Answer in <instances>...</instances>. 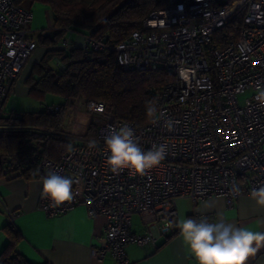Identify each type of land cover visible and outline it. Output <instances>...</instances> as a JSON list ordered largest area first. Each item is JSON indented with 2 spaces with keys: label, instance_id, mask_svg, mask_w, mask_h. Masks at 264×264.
I'll list each match as a JSON object with an SVG mask.
<instances>
[{
  "label": "built area",
  "instance_id": "obj_1",
  "mask_svg": "<svg viewBox=\"0 0 264 264\" xmlns=\"http://www.w3.org/2000/svg\"><path fill=\"white\" fill-rule=\"evenodd\" d=\"M241 11L245 14L238 39L209 55L213 33ZM32 19V10L15 0H0V115L38 46L29 26ZM62 45L72 42L64 38ZM82 48L86 54L90 48L112 50L116 64L125 70L162 68L173 74L156 93L157 123L121 120L106 102L89 99L77 105L84 104L90 121L98 126L97 146L89 149V141L80 142L59 159L45 155L38 160L39 177L55 172L77 181L74 199L60 206L52 207L41 195L42 210L57 216L84 205L91 217H106L105 234L92 245L93 256L111 255L116 264H134L126 253L129 244L157 245L154 234L133 231L134 214L144 225L166 232L165 224L178 215L181 196L195 203L223 196L233 205L264 186V106L256 99L257 89L264 88V0H166L124 40L107 45L85 34ZM56 66L63 69L61 60ZM181 67L192 69L188 81L181 80ZM168 118L173 121L171 131L164 126ZM125 124L135 130L144 150L154 144L167 146L165 160L145 175L128 170L116 174L107 167L105 137ZM24 170L16 156L8 157L3 177L21 176ZM234 184L241 189L239 196L230 192ZM0 208L7 209L1 196Z\"/></svg>",
  "mask_w": 264,
  "mask_h": 264
},
{
  "label": "trees",
  "instance_id": "obj_2",
  "mask_svg": "<svg viewBox=\"0 0 264 264\" xmlns=\"http://www.w3.org/2000/svg\"><path fill=\"white\" fill-rule=\"evenodd\" d=\"M15 2L20 6L41 2L52 11L55 38L46 36V30L40 33L37 43L45 46L46 51L32 66L27 82L30 94L36 98L44 101L48 94H54L63 100L58 104H47L39 111L17 112L16 116L0 115V121L20 125L19 130L0 135V176H3L5 160L16 156L25 168L21 176L39 177L37 163L40 157L47 155L59 159L74 145L94 139L98 131L94 122L81 134H74L65 128L67 111L86 100L106 102L121 120L133 121L138 125H146L151 121L146 115L147 103H155L157 91L173 78L171 72L162 68L125 70L116 64L115 53L110 49L96 51L90 48L86 54L81 46L72 44L65 47L60 41L68 32L77 31L92 35L107 45L118 43L134 30L140 29L151 12L162 8L166 0ZM244 14L243 11L235 14L213 33L207 47L209 55L214 49L223 48L230 41L238 39ZM58 59L63 69L56 66ZM75 139L77 142L73 143ZM12 232L7 247L0 255V264H31L16 249L18 230L12 227Z\"/></svg>",
  "mask_w": 264,
  "mask_h": 264
},
{
  "label": "crops",
  "instance_id": "obj_3",
  "mask_svg": "<svg viewBox=\"0 0 264 264\" xmlns=\"http://www.w3.org/2000/svg\"><path fill=\"white\" fill-rule=\"evenodd\" d=\"M23 7L33 12L29 26L34 31L32 34L34 40H38L42 31L54 30V17L47 4L33 3ZM68 34L70 35L68 39L73 45L83 47L84 33L70 31ZM30 57L9 91L2 116L39 111L47 104L62 102L60 97L50 99V94L44 101L30 94L27 80L32 66L41 59H35L34 62L33 56ZM12 94L16 96L13 105L9 107ZM19 129L20 125L14 122L0 121V135ZM41 195V177L17 176L7 179L0 176V196L7 206V209L0 208V255L7 247L14 227L19 232L16 249L31 264H116L111 255L103 259L92 255V245L99 243L105 234L104 215L91 217L87 207L79 205L68 213L50 216L40 207ZM205 201L211 202L212 206L204 209ZM177 210L178 215L174 221L180 217L197 219L207 216L210 222H215L222 215L226 221L237 226L247 227L253 231H264V225L259 223L264 220V207L257 206L249 196L238 198L233 205L228 204L223 196L214 195L196 203L188 196H181L177 199ZM132 229L138 234H154L157 237L156 246L152 243L143 246L133 243L126 247L127 256L132 263L197 264L183 244L179 229L173 227L162 232L156 225L148 227L143 224L139 214L133 216ZM247 264H264V248L250 257Z\"/></svg>",
  "mask_w": 264,
  "mask_h": 264
},
{
  "label": "clouds",
  "instance_id": "obj_4",
  "mask_svg": "<svg viewBox=\"0 0 264 264\" xmlns=\"http://www.w3.org/2000/svg\"><path fill=\"white\" fill-rule=\"evenodd\" d=\"M190 73L192 69H178L183 81L189 80ZM257 91L256 99L264 106V88H258ZM146 115L153 123L159 121L153 101L147 103ZM160 115L163 116L162 113ZM164 126L171 131L173 121L170 118L165 119ZM96 146L94 139L88 142L89 149ZM105 146L109 152L107 167L116 174L128 170L132 175H145L159 166L168 155L167 146L164 144H154L150 149L144 150L136 139L135 130L127 124L118 129H110L105 137ZM41 181L42 195L51 202L52 207L73 200L77 194L73 190V185L77 182L74 178L49 172L41 177ZM230 192L239 196L241 189L234 184ZM248 195L257 206L264 207V186L252 189ZM211 206L209 201L203 204L204 209ZM259 223L264 225V220ZM173 227L179 229L183 244L197 264H247L250 257L264 248V231L237 226L226 221L222 215L215 222H210L207 216H201L199 219L180 217L165 224V230Z\"/></svg>",
  "mask_w": 264,
  "mask_h": 264
},
{
  "label": "rangeland",
  "instance_id": "obj_5",
  "mask_svg": "<svg viewBox=\"0 0 264 264\" xmlns=\"http://www.w3.org/2000/svg\"><path fill=\"white\" fill-rule=\"evenodd\" d=\"M36 3L42 4L41 2H36ZM69 37H70V35L68 34V37L66 36V38H69ZM44 51H45V46L38 44L37 48L33 51L32 55H31V56H33L34 62L37 59L41 58V55L43 54ZM52 65H55V62H52ZM246 94H243L240 96V102L241 103L243 102L244 95H246ZM15 96L16 95H14V94L11 95L9 107L13 105ZM58 97H60V96L50 94V99L58 98ZM61 100H63V99H61ZM49 101H52V100H49ZM77 106L78 105H75L67 111L66 118H65V128L67 131L72 132L74 134H81V133L85 132V130L91 124V121H90L88 112L85 110L84 104L82 106H78V107ZM3 111H5V106L3 108ZM72 142L75 143V142H77V140L76 139L72 140Z\"/></svg>",
  "mask_w": 264,
  "mask_h": 264
},
{
  "label": "water",
  "instance_id": "obj_6",
  "mask_svg": "<svg viewBox=\"0 0 264 264\" xmlns=\"http://www.w3.org/2000/svg\"><path fill=\"white\" fill-rule=\"evenodd\" d=\"M45 35H46V36H50L52 39H54L56 33H55V30H53V29H52V30H51V29L49 30V29H48V30H46Z\"/></svg>",
  "mask_w": 264,
  "mask_h": 264
}]
</instances>
